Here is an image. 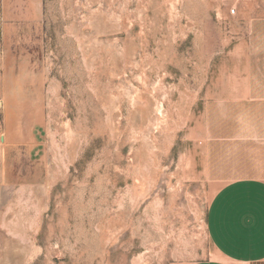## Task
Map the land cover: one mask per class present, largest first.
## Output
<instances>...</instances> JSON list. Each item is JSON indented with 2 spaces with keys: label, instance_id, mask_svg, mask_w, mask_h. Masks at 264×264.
<instances>
[{
  "label": "rangeland",
  "instance_id": "rangeland-1",
  "mask_svg": "<svg viewBox=\"0 0 264 264\" xmlns=\"http://www.w3.org/2000/svg\"><path fill=\"white\" fill-rule=\"evenodd\" d=\"M264 0H0V264H193L264 176Z\"/></svg>",
  "mask_w": 264,
  "mask_h": 264
},
{
  "label": "crops",
  "instance_id": "crops-1",
  "mask_svg": "<svg viewBox=\"0 0 264 264\" xmlns=\"http://www.w3.org/2000/svg\"><path fill=\"white\" fill-rule=\"evenodd\" d=\"M207 227L215 257L193 264H264V176L221 187L209 206Z\"/></svg>",
  "mask_w": 264,
  "mask_h": 264
}]
</instances>
